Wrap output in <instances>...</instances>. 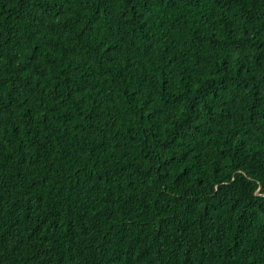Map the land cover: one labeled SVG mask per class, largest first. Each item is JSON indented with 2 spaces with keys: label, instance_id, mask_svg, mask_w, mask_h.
Masks as SVG:
<instances>
[{
  "label": "trees",
  "instance_id": "trees-1",
  "mask_svg": "<svg viewBox=\"0 0 264 264\" xmlns=\"http://www.w3.org/2000/svg\"><path fill=\"white\" fill-rule=\"evenodd\" d=\"M0 264H264V0H0Z\"/></svg>",
  "mask_w": 264,
  "mask_h": 264
}]
</instances>
